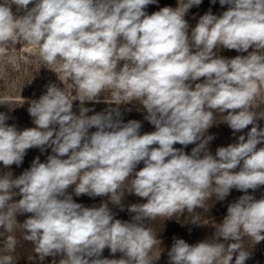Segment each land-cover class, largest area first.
Wrapping results in <instances>:
<instances>
[{"label":"clouds","instance_id":"9594fccd","mask_svg":"<svg viewBox=\"0 0 264 264\" xmlns=\"http://www.w3.org/2000/svg\"><path fill=\"white\" fill-rule=\"evenodd\" d=\"M154 3L0 2V54L9 52L7 63L19 68L12 45H33L41 65L59 63L75 92L69 98L65 89L47 85L28 108L33 128L19 131L0 113V163L6 168L19 166L31 148L53 153L46 162L36 157L16 178L0 176V264H13L18 225L41 261L60 255L59 264H153L159 241L146 220L193 213L232 189L244 195L228 205L213 238L195 245L174 238L169 264H232L234 256V264H245L251 255L246 238L264 241V197L248 193L264 186V147H257L264 144V128L257 124L264 119V110L257 111L264 105V0H219L228 10L220 16L209 10L191 30L184 17L202 0H178L176 8L147 14ZM12 5L24 14L15 15ZM221 47L247 55L224 58L214 51ZM102 93H110L106 102L117 107L87 115L92 109L84 102L98 103ZM74 100L80 101L79 115L72 111ZM133 102L143 106L155 131L141 135L139 121L122 122L119 105ZM216 113L233 133L252 127L212 155L207 145L214 137L207 132ZM177 143L196 146L186 154ZM70 187L77 197L105 196L121 210L125 191L146 202L128 206L131 221H121L108 202H74ZM17 195L22 198L14 200ZM24 213L31 215L18 224L16 216ZM105 248L123 255L101 258Z\"/></svg>","mask_w":264,"mask_h":264},{"label":"rangeland","instance_id":"374dc122","mask_svg":"<svg viewBox=\"0 0 264 264\" xmlns=\"http://www.w3.org/2000/svg\"><path fill=\"white\" fill-rule=\"evenodd\" d=\"M0 2H2V0H0ZM177 6L178 0H156V3L148 5L145 11L147 14L151 15L163 7L176 8ZM29 7H31V5H29ZM209 10H211L212 14L220 16L224 11L228 10V6H221L219 0H216L215 4H213L211 0H202L199 6H192L184 17L189 24V30L194 28L199 18ZM12 11L15 15L24 14L23 11L17 12L15 5H12ZM252 50L251 48L249 49V51ZM214 51L218 56L228 59L234 58L237 55H247L246 52L241 53L236 50H228L222 47L218 50L214 49ZM10 54L19 58V68L14 69L7 63L9 52L0 54V100L10 101L9 105L0 104V113H4L7 116L6 124L14 125L17 130L22 131L27 128L36 127L33 123V118L28 113V108L32 100H38L41 95L46 93L47 85L55 84L57 87L65 89L69 98H73L75 92H73L71 81L65 79L63 73L60 72L59 63L48 66L54 68L59 76L52 69L41 65L42 62L39 59L38 51L35 46L23 42L20 45H12L10 47ZM203 79L202 77L199 81L194 83L203 82ZM262 95H264V89H262ZM108 99H110V93H102L99 97L100 102L98 103L85 101L83 106L92 109L87 115L91 116L96 113L106 112L109 108L117 107L115 104L107 103L106 101ZM80 107V101L74 100L72 111L79 115ZM119 110L122 122L127 123L129 120H137L141 123V135L155 131V127L145 119L147 112L139 102L120 104ZM260 110H264V105H262L260 109H257V111ZM221 119L222 115L216 113L214 121L216 124L210 127L207 132L208 135L214 137L207 145L212 155H215L219 147H227L229 144L237 143L240 135H245L246 137L247 132L250 131L252 127V125H249L246 129L233 133V130L230 129L226 123L220 122ZM257 124L260 128H264V119L258 120ZM94 131H96L95 128L89 129L90 133ZM156 146L157 145H153V147ZM195 146V144H190L186 147L178 143L174 144L175 148H183L186 154H191V150ZM257 147H264V144H260ZM51 154H53L51 148L46 149L44 152H41L39 148L28 149L19 166L13 164L6 168L0 163V176L10 172L12 178H16L31 167L36 157H39L40 162H46L47 156ZM143 166V162H141L135 171H139ZM238 170L237 168L236 171ZM67 191L72 194L74 202L82 204L85 207H98L101 203L108 202V207L113 213L114 218L128 222L131 221V216L133 215L128 212V206L134 203L146 202V198H140L135 194H130L125 191L122 199L124 207L123 210H121L120 206L112 204L105 196L89 197L84 194L77 197L72 187ZM248 193L253 195L256 199H260L264 197V186H261L255 191L250 189ZM242 195H244L243 192L232 189L224 200H215V196H213L205 202L204 208H198L193 213L189 214L185 211L183 214H176L172 218L160 216L156 217L154 220H146L145 224L157 235L159 241V244L152 250V258H158L154 260L153 264H169L168 252L174 243V238L183 239L190 245H195L205 240H211L215 233V225L222 223L224 217L227 215L228 205L235 202ZM21 198V196L17 195L14 197V200H19ZM30 215V213L18 214L16 216L17 223L22 224ZM194 218H197L200 223H193L192 221ZM0 232H3L2 228H0ZM12 235H14L18 241L16 250L12 253L13 264H53V261H55V264H59L60 260L63 259L62 256L58 255L56 257H46L43 261L39 260L38 255L34 252L32 243L23 239L24 230L19 225ZM2 240L3 237H0V245H2ZM219 242L227 244L234 241L225 242L223 238H220ZM244 243L247 250L251 253L250 257L245 261V264H264V241L255 243L251 238H246ZM122 255L123 254L119 252L112 254L110 249L105 248L101 258L119 259ZM31 257L32 259H30ZM234 261L235 256L233 257L232 264H234Z\"/></svg>","mask_w":264,"mask_h":264}]
</instances>
